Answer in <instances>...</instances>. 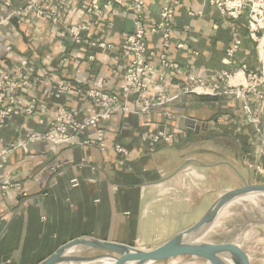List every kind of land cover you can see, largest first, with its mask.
<instances>
[{
	"label": "crops",
	"instance_id": "1",
	"mask_svg": "<svg viewBox=\"0 0 264 264\" xmlns=\"http://www.w3.org/2000/svg\"><path fill=\"white\" fill-rule=\"evenodd\" d=\"M201 1L179 0L174 15L172 46L167 53L184 71L167 73L165 82L158 87L150 88L137 98L124 99L131 111L137 109L138 99L143 96L150 97L166 87L175 90L185 81L188 70L210 79L225 67L224 49L230 42L227 22L216 8L202 5ZM160 4L161 0L146 1L148 22L157 20ZM187 8L194 12L201 10L202 14L188 16ZM105 9L107 14L109 9ZM216 24L218 27L214 28ZM130 25L127 16L117 15L113 29L98 31L96 36L119 43ZM34 26L10 22L3 27L0 67L10 61L21 65L28 53L35 51L38 61L33 68L38 73L61 77L80 89L101 88L115 92L120 87L123 62L117 59L113 73L106 52L97 60L87 62L83 51L71 47L72 57L63 67L58 66L62 46L59 33L42 24ZM185 26L189 27L188 31ZM240 36L238 63L255 68L254 43L245 35V27ZM146 38L150 48L159 50L158 35L147 32ZM177 40L188 43L191 49L198 51V56L174 49L173 43ZM6 42L12 45L9 53L4 51ZM111 55L117 56V50ZM152 64L158 67L155 60ZM31 95L36 97L41 114L15 117L7 127L0 129V148L17 138L22 128L43 131L49 119L57 115L60 105L79 110L80 118L99 110L78 94L56 96L53 79L46 76H40ZM165 112L174 117L166 121ZM164 123L177 133V138L170 145H159L151 150L150 135ZM189 123L200 126L197 133L195 127L193 131L187 129ZM100 126L106 134L105 150H100L97 144L62 146L34 142L26 152L17 148L8 153L0 169V179L10 174L21 188L0 192V264H37L62 243L80 236L136 247L142 242H163L164 237L168 239L167 236L195 222L216 199L219 194H212L211 182L219 177H233L230 159L241 161L244 166L264 167V147L259 138L254 137L251 126L243 123L240 100L227 96L181 95L142 117L115 109ZM85 136L93 137V129L80 135ZM214 138L228 141L230 147L234 145V150H230L229 160L208 164L213 154L207 152L205 144ZM115 143L128 151L121 163L118 162L120 155L113 149ZM196 146L199 147L196 149ZM221 164L229 167L219 171L216 167ZM247 172L248 177L242 179L241 185L243 180L264 183V175L249 166ZM73 180L76 185H72Z\"/></svg>",
	"mask_w": 264,
	"mask_h": 264
},
{
	"label": "built area",
	"instance_id": "2",
	"mask_svg": "<svg viewBox=\"0 0 264 264\" xmlns=\"http://www.w3.org/2000/svg\"><path fill=\"white\" fill-rule=\"evenodd\" d=\"M147 0H0V32L10 22H23L28 26L44 25L59 33L62 43L58 54V66L63 67L72 57L71 47L83 51L87 62H93L99 55L106 52L109 57L112 72H116L117 59L123 62L122 83L115 92L101 88L80 89L77 85L68 83L65 79L53 77L52 74L38 73L33 66L38 61L37 53L31 51L23 64L10 61L0 67V129L7 127L15 117H32L41 114L35 96L31 95L32 88L40 76L53 79L56 96L66 93L80 95L99 108L95 113L83 118L79 110L58 107L57 115L50 118L47 127L41 131H30L25 128L18 130V137L9 145L0 148V169L6 162L7 155L14 149L27 151L34 142L71 146L75 144H97L100 150H105V131L100 123L108 119L111 112L119 109L142 117L156 107L171 102L186 94L199 96H227L240 100L243 113V123L251 126L255 138H259L264 147V26L262 12L247 8L249 0H202V5L217 9L222 19L227 22L230 42L224 49V65L209 79L198 77L193 70L185 74V81L175 90L167 87L155 92L152 96L138 99L137 109L131 111L125 100L127 97L139 96L150 88L158 87L165 82L166 74L184 71L181 65L168 57V49L172 46L174 31V15L179 0H161L158 18L151 22L146 19L145 6ZM258 7V6H257ZM105 8H108L105 14ZM124 15L130 19V28L123 33L119 43L108 42L96 36V32H108L113 29L114 18ZM188 16L201 15L202 11L194 12L186 9ZM34 26V27H35ZM217 24L214 28H217ZM254 44L257 65L255 68L246 63H238L236 55L241 44V30ZM189 27L185 26L188 31ZM147 32L160 38L159 50L148 46ZM174 49L186 50L192 56H198V51L191 49L184 40L175 41ZM12 45L4 44V51L9 53ZM117 50L118 55L112 56ZM153 60L158 63L154 66ZM165 120L170 121L174 116L165 112ZM93 129V137L81 138L80 135ZM177 133L170 131L167 123L150 135V149L159 145H170ZM113 149L120 155L119 163L128 155V151L119 143ZM256 173L264 175V167L249 164ZM72 185H76L73 180ZM21 184L13 181L10 174L0 179V192L9 189L19 190Z\"/></svg>",
	"mask_w": 264,
	"mask_h": 264
},
{
	"label": "water",
	"instance_id": "3",
	"mask_svg": "<svg viewBox=\"0 0 264 264\" xmlns=\"http://www.w3.org/2000/svg\"><path fill=\"white\" fill-rule=\"evenodd\" d=\"M194 127L197 133L199 125L189 123L187 129L193 131ZM243 201H250L256 206L258 204L264 209V183H247L243 180L242 185L226 189L195 222L152 248L80 236L62 243L37 264H152L178 256H188L195 262L199 260L202 262L199 264H251L250 256L241 247V243L204 239L230 206L236 205L241 211L244 227L264 225V216L248 210ZM88 250L98 253L79 254Z\"/></svg>",
	"mask_w": 264,
	"mask_h": 264
},
{
	"label": "rangeland",
	"instance_id": "4",
	"mask_svg": "<svg viewBox=\"0 0 264 264\" xmlns=\"http://www.w3.org/2000/svg\"><path fill=\"white\" fill-rule=\"evenodd\" d=\"M247 8H252L253 10H258V12H262L263 20L261 21V25L264 26V0H249L246 2ZM258 6V7H257ZM256 44H254L255 46ZM206 136H210L207 134ZM203 141V140H202ZM229 142L222 139H211L207 142L206 148L207 152H211L212 159L210 158L207 163H215L218 160H229L231 158L230 150H234V145L230 147ZM199 146H196V149ZM194 148V147H193ZM199 158V157H198ZM230 166H232L231 170L233 173V177H219L216 180L212 181L213 184L209 189H212V194H220L225 191L226 188L232 186H237V184L241 185L242 179L248 177L247 165H243L240 161H235L230 159ZM196 166H199L198 163H195ZM229 165L221 164L216 169L219 171L225 170ZM245 207L248 210H251L259 215H264V209L257 204L253 205L250 201H243ZM239 207H242L240 205ZM197 220V219H196ZM194 222V221H193ZM192 222V223H193ZM242 213L235 206H230L228 209L220 216L219 220L216 222V225L212 228V230L205 236V240L207 241H235L241 243L242 248L246 251L250 256L251 264H264V225H247L244 227L242 225ZM167 238H169L167 236ZM166 240V237H164ZM161 241L154 242H145L138 243L140 247L145 248L158 245ZM98 253V251L88 250L84 252H80L82 255H92ZM194 262V264L202 263L201 261L191 260L188 256H178L173 259L163 260L159 262H155L152 264H183L186 262Z\"/></svg>",
	"mask_w": 264,
	"mask_h": 264
},
{
	"label": "bare ground",
	"instance_id": "5",
	"mask_svg": "<svg viewBox=\"0 0 264 264\" xmlns=\"http://www.w3.org/2000/svg\"><path fill=\"white\" fill-rule=\"evenodd\" d=\"M261 42H264V36H263V38H261Z\"/></svg>",
	"mask_w": 264,
	"mask_h": 264
}]
</instances>
